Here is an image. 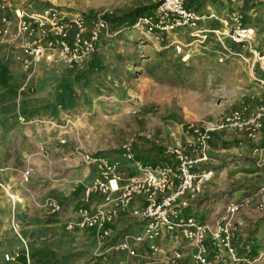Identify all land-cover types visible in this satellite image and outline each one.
I'll return each instance as SVG.
<instances>
[{
    "label": "rangeland",
    "instance_id": "obj_1",
    "mask_svg": "<svg viewBox=\"0 0 264 264\" xmlns=\"http://www.w3.org/2000/svg\"><path fill=\"white\" fill-rule=\"evenodd\" d=\"M17 2L30 10L51 5L67 15L81 11L91 18L99 12L122 15L135 6L147 3V0ZM230 2L218 0L213 3L208 0L207 6L214 8L211 4H215L220 9H214L223 13L228 10L226 6ZM233 5L256 28L252 44L264 52V0H234ZM111 27L112 34L102 36L96 53L76 70L68 69L63 62L43 61L32 74L27 73L17 59V49L0 43V264H21L4 256L6 250L20 242L13 229V221L21 224L20 232L27 239L29 251L33 255L32 264H90L100 247L96 237L87 230L67 233L61 226L62 216L71 212L75 199L71 198L65 203L64 213L52 216L45 213L42 205L45 196L59 197L66 192L65 189H59L62 187L59 184L62 182L61 177L80 179L76 174H82L83 161L73 151L75 146L81 145L82 150L115 157L121 153L125 138L132 134L136 138L138 151L143 155H157V147L161 146L157 140L180 142V131L188 122L183 117L184 112L197 116L198 111H203L208 105L210 98L216 100L215 90L219 84H213V80L211 84L215 88L206 84L210 76L206 71L210 58L203 55L217 53L216 40L211 38L203 43L194 41L186 46L190 58H181L184 62L180 78L176 76L175 68L181 53L173 45L165 46L134 26L128 29ZM181 38L191 42L187 35ZM234 48L246 57L250 56L247 46L235 45ZM228 59L219 63H223L224 67H250L251 64V60L239 55ZM255 68L261 73L258 63ZM246 74L225 73L218 77L226 80L230 76L235 80L242 77L236 81L237 84L241 83V87L259 82L253 78L246 82L243 77ZM198 86L199 92L194 89ZM245 95L236 93L238 97H234L233 105L223 112L241 106L242 100L248 103ZM188 107L191 111H188ZM220 114L208 116L201 113V117L194 122L215 119ZM60 138L67 140L62 146L58 144ZM41 142L58 145L53 148L50 161L37 152ZM28 166L34 167V175L28 183H24L21 181V172ZM40 167H44V170ZM68 172V175H64ZM236 196L235 193H229L226 202ZM61 198L67 200L69 197ZM209 208L212 211L216 207L211 205ZM222 209L217 213L220 214ZM260 211L264 212L262 209L245 207L237 214L241 229L236 231L233 242L241 256H255L264 251V246L255 250L244 244L252 230L258 228L255 217ZM136 222H139L138 218L125 217L118 225L119 231L124 229L121 226L123 223L130 226ZM118 234L107 245L114 243ZM181 245L190 251L186 241ZM109 251L112 254L110 264H124V252L114 249ZM225 258L227 264H249L232 261L229 255ZM216 259L215 264H219ZM178 264L193 263L187 255ZM256 264H264V257Z\"/></svg>",
    "mask_w": 264,
    "mask_h": 264
},
{
    "label": "built area",
    "instance_id": "obj_2",
    "mask_svg": "<svg viewBox=\"0 0 264 264\" xmlns=\"http://www.w3.org/2000/svg\"><path fill=\"white\" fill-rule=\"evenodd\" d=\"M156 2L152 11L144 13L133 25L141 33L165 46L173 45L184 60L190 58L187 45L213 38L219 62L243 56L251 60L253 71L258 63L261 73L255 74L254 79L264 84V52L252 44L256 28L245 21L240 9L219 13L209 5L206 10L190 7L188 0ZM111 28L104 12L90 18L81 11L67 15L51 5L30 10L17 0H0V43L17 49V59L30 74L43 61L63 62L70 70L81 68L98 50L102 36L112 34ZM183 35L189 36L191 42L184 41ZM233 44L247 46L250 56L246 57ZM241 103L215 119L188 121L182 127L183 140L179 143L157 140L165 154L162 161L144 160L132 134L121 146L124 160L75 146L73 151L86 165H94L96 174L90 181L75 179L83 183V202L76 216L62 221L68 232L91 231L98 240L100 247L90 264H110L112 249L125 253L124 264H178L187 255L193 264H215V258L225 260L223 251L232 261L249 264L264 257V251L241 256L233 242L236 231L241 229L239 210H264V183L240 197H230L214 225L186 212L214 174L213 168L199 167L209 159L213 132L233 128L255 138L264 127V101L249 114V104L244 100ZM66 142L65 138L58 139L60 146ZM52 144H38L37 152L45 160H51L53 148L58 146ZM21 174V181L28 183L34 167L28 166ZM60 179L69 180L67 176ZM42 205L50 216L61 212L64 206L55 195L45 196ZM127 216L138 218L139 222L130 226L123 223L124 229L119 231L118 225ZM13 229L20 242L4 252L5 259L32 264L20 222L13 221ZM117 234V240L107 245ZM183 241L190 251L182 248Z\"/></svg>",
    "mask_w": 264,
    "mask_h": 264
},
{
    "label": "crops",
    "instance_id": "obj_3",
    "mask_svg": "<svg viewBox=\"0 0 264 264\" xmlns=\"http://www.w3.org/2000/svg\"><path fill=\"white\" fill-rule=\"evenodd\" d=\"M235 45L236 44H233V46ZM203 55L206 56V58H210L209 65L206 68V71L210 76L209 79L206 80V84H210L209 86L213 88L215 87L211 84V80L215 82L213 84H219L217 85L218 89L216 88L215 90V94H217V97L216 100L210 98V101H208V105L203 108V111H198L197 116L193 117L189 112H184L183 117L186 118L187 121H194L201 117V113H203V115L207 114L208 116H216L217 114L225 111L226 108H229L233 105L232 101H234V97H238L236 96V93L237 95L239 93H245L246 100L250 104L248 114L255 112L258 104H261V102L264 101V84L256 82V85L252 86L250 84L241 87V83L239 82V84H237L236 81L238 79H241L242 77L235 80L236 78L233 79V77L230 76L227 77L226 80L219 78L218 75H225V73L227 75L228 73L235 74L247 72V74L243 77L246 79V82H248L252 78L254 79L255 74H257L258 72L254 73V71H252L250 67L243 65L238 67H224L223 63H219V53L215 54L209 52V54L204 53ZM227 60L229 59H226V61ZM226 85L229 86L227 87ZM194 89L197 92H199L200 90L199 86L194 87ZM201 91L203 90L201 89ZM187 97L190 96L187 95ZM196 98H198V95H196ZM189 109L190 107H188V111H191V109ZM212 136L213 137L211 138L210 148L208 151L209 159L205 162H202L199 167L213 168L214 174L208 181L204 191L201 192L197 196V199L193 200L192 204L186 208V212L193 213L203 220H208L212 225H214L215 221L219 217V213H217V211L223 208V205L227 201L226 198L229 193H235L238 196H241L253 187L259 186L260 184L264 183V127L259 130V133L255 138H250L245 134L244 131L239 132L238 130L233 128L214 131ZM179 137L181 138L180 141H182L183 137L181 131ZM157 149V155H143L140 151H138V154L146 161L164 160L165 154L163 153V148L161 146H158ZM115 157L124 160V157L123 155H121V153L115 155ZM75 160L77 161V159ZM81 165L82 174H76V176L79 175L80 179H82L83 182L90 181L96 174L95 166L86 165L85 162H82ZM40 168L44 170V167ZM68 174L69 172L65 173L64 175ZM59 184H62V187H59V189L66 190V192L60 195L69 197L67 198V200L61 198V196L58 197L62 205H64L61 212L64 213V210L66 209V202H69L71 198L75 199V202L73 203L74 206L71 209V212L64 213V215L62 216V220L64 218H69L70 216H76L77 209L82 205L83 202V183H77L74 178L72 180L70 179L68 182H59ZM215 203L218 205H216ZM211 205L216 207L212 211H210L209 208ZM61 212H59V214ZM263 215V211L256 213L257 217H255V221L258 220V228L256 230H252L249 238L245 243L242 242V245L244 243L245 247H252L255 250H259L260 248L262 249V246H264ZM211 220H213V222H211ZM223 254L225 257L228 256L226 251H223ZM225 260L227 259L225 258ZM225 260L222 261L221 259H216V262L218 261L219 264H227L225 263Z\"/></svg>",
    "mask_w": 264,
    "mask_h": 264
},
{
    "label": "trees",
    "instance_id": "obj_4",
    "mask_svg": "<svg viewBox=\"0 0 264 264\" xmlns=\"http://www.w3.org/2000/svg\"><path fill=\"white\" fill-rule=\"evenodd\" d=\"M213 3L217 2L218 0H211ZM207 2L208 0H188L187 4L191 7H195L196 9H199V10H206L207 8L205 6H207ZM211 4V3H210ZM234 0H231L230 2V5L226 6V8H228L227 11H230V10H234ZM157 5V2L154 1V0H147V3H143L141 5H138V6H135L129 10H127V12H125L124 14L122 15H115V14H110V13H107L106 16L107 18L109 19V21L111 22V25H113L114 27H117L119 29H128V28H131L133 27L134 23L136 22V20L142 16L144 13H147V12H151L152 9ZM213 5L214 8H216L217 10H219L220 8H218L215 4H211ZM222 13V11L220 12ZM244 18H245V21L248 23V20H247V17L244 15ZM182 57L179 56V58L177 59V62L176 64H178L175 68V73H176V76L178 77H182V73H181V70L183 68V62L184 61H181ZM264 75V73H263ZM260 186V185H259ZM258 186L256 187H253L252 189H250L248 192H250L251 190L257 188ZM50 216V215H49ZM52 216V215H51ZM62 221V220H61ZM62 230H64L65 232L67 233H70L68 232L67 230H65L64 226H63V222H62ZM91 234L92 232L89 231ZM30 254H31V251H30ZM31 256L33 257V255L31 254Z\"/></svg>",
    "mask_w": 264,
    "mask_h": 264
}]
</instances>
